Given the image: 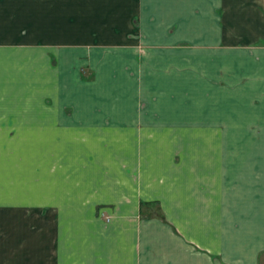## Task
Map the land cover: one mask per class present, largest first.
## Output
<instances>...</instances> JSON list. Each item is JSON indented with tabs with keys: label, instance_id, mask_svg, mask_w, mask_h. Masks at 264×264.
Wrapping results in <instances>:
<instances>
[{
	"label": "crops",
	"instance_id": "obj_1",
	"mask_svg": "<svg viewBox=\"0 0 264 264\" xmlns=\"http://www.w3.org/2000/svg\"><path fill=\"white\" fill-rule=\"evenodd\" d=\"M0 264H264V0H0Z\"/></svg>",
	"mask_w": 264,
	"mask_h": 264
},
{
	"label": "trees",
	"instance_id": "obj_2",
	"mask_svg": "<svg viewBox=\"0 0 264 264\" xmlns=\"http://www.w3.org/2000/svg\"><path fill=\"white\" fill-rule=\"evenodd\" d=\"M146 205H150V203H142V207L143 206H146ZM159 217H161V218H163V215L159 212L158 214H157Z\"/></svg>",
	"mask_w": 264,
	"mask_h": 264
},
{
	"label": "rangeland",
	"instance_id": "obj_3",
	"mask_svg": "<svg viewBox=\"0 0 264 264\" xmlns=\"http://www.w3.org/2000/svg\"><path fill=\"white\" fill-rule=\"evenodd\" d=\"M153 212L154 213H157L158 212V209L157 208H153Z\"/></svg>",
	"mask_w": 264,
	"mask_h": 264
}]
</instances>
